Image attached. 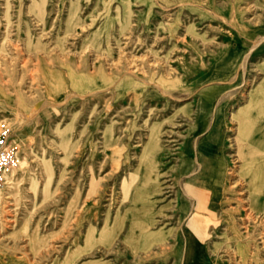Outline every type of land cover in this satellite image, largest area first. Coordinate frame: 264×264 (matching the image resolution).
I'll list each match as a JSON object with an SVG mask.
<instances>
[{"label": "rangeland", "instance_id": "rangeland-1", "mask_svg": "<svg viewBox=\"0 0 264 264\" xmlns=\"http://www.w3.org/2000/svg\"><path fill=\"white\" fill-rule=\"evenodd\" d=\"M1 126L0 264H264V0H0Z\"/></svg>", "mask_w": 264, "mask_h": 264}, {"label": "built area", "instance_id": "built-area-1", "mask_svg": "<svg viewBox=\"0 0 264 264\" xmlns=\"http://www.w3.org/2000/svg\"><path fill=\"white\" fill-rule=\"evenodd\" d=\"M10 132L5 126L0 127V186L17 170L20 165V150L9 143Z\"/></svg>", "mask_w": 264, "mask_h": 264}, {"label": "bare ground", "instance_id": "bare-ground-1", "mask_svg": "<svg viewBox=\"0 0 264 264\" xmlns=\"http://www.w3.org/2000/svg\"><path fill=\"white\" fill-rule=\"evenodd\" d=\"M157 151V149H155L154 150V152H156ZM13 174V173H12ZM11 176V175H10ZM213 197V196H212ZM216 197V196H215ZM199 203V202H198ZM215 203V202H214ZM214 203H212L211 204V207L214 209ZM198 205V204H197ZM192 206V205H191ZM190 208V207H189ZM245 209V208H244ZM247 209V208H246ZM196 211L197 212H199V213H201L200 212V209L199 208H196ZM253 215V214H252ZM212 218V217H211ZM197 219L194 217V218H192V226H194V224L196 223L195 221H196ZM216 221V220H215ZM196 224H198V223H196ZM194 239V238H193ZM196 239V238H195ZM189 240V239H188ZM191 242V241H190ZM189 242L187 241V244H188ZM193 243V242H192ZM189 245V244H188ZM191 247H193V246H191ZM203 248V247H202ZM199 249V248H198ZM186 251V250H185ZM196 256V255H195ZM232 260V259H231ZM190 261V260H189ZM185 264H191V262H185ZM192 264H207V260H206V258L202 255V254H198L197 256H196V260H194L193 262H192Z\"/></svg>", "mask_w": 264, "mask_h": 264}, {"label": "crops", "instance_id": "crops-1", "mask_svg": "<svg viewBox=\"0 0 264 264\" xmlns=\"http://www.w3.org/2000/svg\"><path fill=\"white\" fill-rule=\"evenodd\" d=\"M189 224H187V229L188 231L197 239H199L201 241V237L198 236V233L195 231L196 226H192V221L188 222ZM202 242V241H201Z\"/></svg>", "mask_w": 264, "mask_h": 264}]
</instances>
